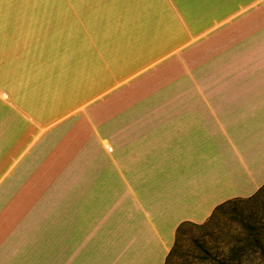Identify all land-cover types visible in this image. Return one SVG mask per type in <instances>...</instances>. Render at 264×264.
<instances>
[{
  "label": "crops",
  "instance_id": "crops-1",
  "mask_svg": "<svg viewBox=\"0 0 264 264\" xmlns=\"http://www.w3.org/2000/svg\"><path fill=\"white\" fill-rule=\"evenodd\" d=\"M159 1L127 41L75 6L73 90L127 74L96 96L38 115L0 92V264H164L179 224L264 185V0Z\"/></svg>",
  "mask_w": 264,
  "mask_h": 264
},
{
  "label": "rangeland",
  "instance_id": "rangeland-1",
  "mask_svg": "<svg viewBox=\"0 0 264 264\" xmlns=\"http://www.w3.org/2000/svg\"><path fill=\"white\" fill-rule=\"evenodd\" d=\"M79 1L0 0V92H7L17 108L42 115L50 112L54 98L62 97L67 91L74 93L60 100L62 103L55 111H63L79 98L94 97L103 91L97 87H109L127 76L107 75V78L93 85L91 90H73L83 84L82 88L85 89V81L89 76L80 73L77 65L75 67L70 63L67 52L70 30L77 29L74 25L69 26L68 20L75 16V10L80 11L75 9ZM89 1L95 6L91 12L99 8L90 17H101L102 32L113 39L121 35L127 41V37L132 34L155 33L154 24L162 19V4L159 0ZM91 12L87 9L81 10V17L88 16L87 13ZM58 19L64 23L54 26L53 21H59ZM125 44L127 43H123V46ZM115 76L117 77L114 81ZM141 78L142 76L130 79L94 101L92 105H103L106 101L114 100L119 93L141 81ZM22 89L23 96L20 93ZM64 99L66 100L63 101ZM12 127L14 128V122ZM3 130V126L0 127V133ZM252 197L254 198L239 204L236 211L222 215L214 226L207 229H188L182 237V246L171 258V263L207 264L202 259V247L221 255L226 245L233 243L236 235L241 233L243 224L240 218L247 220L253 214L248 221L252 222L253 218L264 213V185Z\"/></svg>",
  "mask_w": 264,
  "mask_h": 264
},
{
  "label": "trees",
  "instance_id": "trees-1",
  "mask_svg": "<svg viewBox=\"0 0 264 264\" xmlns=\"http://www.w3.org/2000/svg\"><path fill=\"white\" fill-rule=\"evenodd\" d=\"M234 198L227 200L215 207L212 214L203 223L182 222L175 231L173 244L165 258L164 264H172L171 258L175 256L182 246V237L188 229H207L214 226L220 217L228 212L236 211L239 204L253 199ZM253 216L251 214L250 218ZM249 218V219H250ZM240 218L242 231L238 233L233 243L227 244L221 255L211 253L207 248L202 247V259L207 264H264V213L249 219Z\"/></svg>",
  "mask_w": 264,
  "mask_h": 264
}]
</instances>
